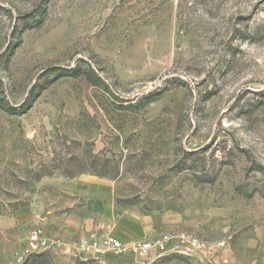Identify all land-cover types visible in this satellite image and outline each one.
I'll list each match as a JSON object with an SVG mask.
<instances>
[{"label": "rangeland", "instance_id": "obj_1", "mask_svg": "<svg viewBox=\"0 0 264 264\" xmlns=\"http://www.w3.org/2000/svg\"><path fill=\"white\" fill-rule=\"evenodd\" d=\"M53 207L80 233L0 264H100L131 209L169 245L106 264H264V0H0V217Z\"/></svg>", "mask_w": 264, "mask_h": 264}, {"label": "built area", "instance_id": "obj_2", "mask_svg": "<svg viewBox=\"0 0 264 264\" xmlns=\"http://www.w3.org/2000/svg\"><path fill=\"white\" fill-rule=\"evenodd\" d=\"M186 240V238L179 239L177 244L183 248H188V240ZM177 244L172 246V250L177 249ZM167 245H169V237L167 235L146 237L130 244H124L116 237L87 233L81 235L74 242L73 249H75L76 255L82 259L95 260L100 264H106V258H117L128 253L141 258L151 255L157 257L160 256ZM63 247L64 243L60 239L49 237L39 228H32L22 248L17 252L16 259L18 262L24 263L33 255L57 251Z\"/></svg>", "mask_w": 264, "mask_h": 264}, {"label": "crops", "instance_id": "obj_3", "mask_svg": "<svg viewBox=\"0 0 264 264\" xmlns=\"http://www.w3.org/2000/svg\"><path fill=\"white\" fill-rule=\"evenodd\" d=\"M96 210L105 211L107 210L106 203H97ZM56 207H53V210L50 214H45L41 216L39 220H37L36 212L31 208H23L18 209L12 212L9 216L0 217V247H5V249L9 250L12 247V232L14 227L18 224H26L29 225L31 223L39 222L38 224L42 226L43 232L50 237H62L77 233L81 228L70 227L67 223H74L72 220V214H59ZM133 210L136 216V220L131 219V215H129L127 224V234H123V241H135L144 237H150L158 234L161 229L166 226L168 223L166 222L165 217L161 214L153 213V214H141L140 212ZM6 226H4L5 224ZM134 223H137L136 225ZM45 230V231H44ZM109 235V234H108ZM116 237V236H115ZM120 239L119 237H116ZM7 240V243H6ZM121 240V239H120ZM8 246V247H7Z\"/></svg>", "mask_w": 264, "mask_h": 264}, {"label": "trees", "instance_id": "obj_4", "mask_svg": "<svg viewBox=\"0 0 264 264\" xmlns=\"http://www.w3.org/2000/svg\"><path fill=\"white\" fill-rule=\"evenodd\" d=\"M90 80H91V83L92 84H94V85H96V84H98L99 83V81L98 80H96V79H93V77H91V76H89L88 77ZM132 105H129V107H131ZM133 107V106H132ZM81 170V169H80ZM48 173H50V172H45V173H42L40 176H42V175H46V174H48ZM73 173L72 172H66V175H68V176H70V175H72Z\"/></svg>", "mask_w": 264, "mask_h": 264}]
</instances>
